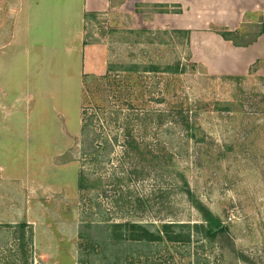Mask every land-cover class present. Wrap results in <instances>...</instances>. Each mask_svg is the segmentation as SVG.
I'll list each match as a JSON object with an SVG mask.
<instances>
[{
	"label": "rangeland",
	"instance_id": "obj_1",
	"mask_svg": "<svg viewBox=\"0 0 264 264\" xmlns=\"http://www.w3.org/2000/svg\"><path fill=\"white\" fill-rule=\"evenodd\" d=\"M129 20L91 18L86 61L0 74V264H264V56L244 75L208 69L184 32ZM195 203L225 230L144 245L104 232L206 226Z\"/></svg>",
	"mask_w": 264,
	"mask_h": 264
},
{
	"label": "crops",
	"instance_id": "obj_2",
	"mask_svg": "<svg viewBox=\"0 0 264 264\" xmlns=\"http://www.w3.org/2000/svg\"><path fill=\"white\" fill-rule=\"evenodd\" d=\"M1 1L2 77L55 67L58 55L56 67L86 61V24L101 16L182 31L192 59L208 69L244 75L264 56V0H3L5 13Z\"/></svg>",
	"mask_w": 264,
	"mask_h": 264
},
{
	"label": "trees",
	"instance_id": "obj_3",
	"mask_svg": "<svg viewBox=\"0 0 264 264\" xmlns=\"http://www.w3.org/2000/svg\"><path fill=\"white\" fill-rule=\"evenodd\" d=\"M224 38H229L227 34L222 35ZM155 69V67H151ZM130 135V133L127 132ZM131 140L127 141L129 148L137 150L139 148L135 140L130 137ZM92 144V142H91ZM101 153V152H100ZM89 154V153H87ZM96 156L90 157L92 161L100 164V154L94 153ZM102 155V154H101ZM81 178L79 187L84 188L86 173L81 172ZM196 207L202 213L204 220L206 221V226L203 224L194 223H163L160 227H156L154 224H145L141 222L125 221V222H115L111 223L109 226H105L104 232H108L109 238L115 239L117 242H132L134 244L144 245V244H155L161 243L163 240L170 242H183L187 243L191 240L192 231L200 232V234L206 238H214L218 232H222L226 227L222 224L221 220L213 216V214L207 210L204 206L199 203H195ZM23 225L21 227L23 228ZM82 236V237H81ZM85 236L80 233V238L83 240ZM20 240L23 245L24 234L21 232ZM90 250L93 248L94 244L90 241ZM86 248V247H85ZM84 251V250H83Z\"/></svg>",
	"mask_w": 264,
	"mask_h": 264
},
{
	"label": "built area",
	"instance_id": "obj_4",
	"mask_svg": "<svg viewBox=\"0 0 264 264\" xmlns=\"http://www.w3.org/2000/svg\"><path fill=\"white\" fill-rule=\"evenodd\" d=\"M263 13H264V9H263Z\"/></svg>",
	"mask_w": 264,
	"mask_h": 264
}]
</instances>
